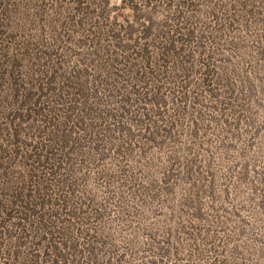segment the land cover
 Here are the masks:
<instances>
[{
    "label": "rangeland",
    "instance_id": "rangeland-1",
    "mask_svg": "<svg viewBox=\"0 0 264 264\" xmlns=\"http://www.w3.org/2000/svg\"><path fill=\"white\" fill-rule=\"evenodd\" d=\"M86 263L264 264V0H0V264Z\"/></svg>",
    "mask_w": 264,
    "mask_h": 264
},
{
    "label": "trees",
    "instance_id": "trees-1",
    "mask_svg": "<svg viewBox=\"0 0 264 264\" xmlns=\"http://www.w3.org/2000/svg\"><path fill=\"white\" fill-rule=\"evenodd\" d=\"M123 37L122 40L116 43L115 48H113L110 52L104 51L103 56L101 57V63L108 65L109 68H114L111 72V77L118 78L119 71L117 69V66L119 64L121 66L129 65L130 68L136 67L138 65L144 66L150 62H152L153 59H155L153 53H156L158 56H164L167 55L168 52L172 50V44L176 42V38L174 36L169 38H164L162 42H164L160 46H156V48H150L149 45V39L151 37L152 27L147 26L145 29H143L141 32H137L136 29L132 27V25H128L122 28ZM148 39L142 43V40ZM140 66V67H141ZM74 74H68L67 77H64L65 81L72 82L77 75V71L73 72ZM54 76L57 77H63V73H54ZM74 75V76H72ZM83 97H85V94H81ZM71 114L74 113L73 108H69V111H67ZM79 112V111H78ZM77 112V113H78ZM91 111H86L85 113H88ZM70 115V114H69ZM68 117V116H67ZM65 118V120L67 119ZM58 128H63L62 126ZM69 133L66 131L62 134H60V139H62V142H69L68 138ZM52 154H50L51 156ZM12 197V196H11ZM11 203V202H10ZM12 212V210H11ZM69 251L71 253H76L81 250L76 248L75 243L71 244ZM88 264V263H86Z\"/></svg>",
    "mask_w": 264,
    "mask_h": 264
}]
</instances>
